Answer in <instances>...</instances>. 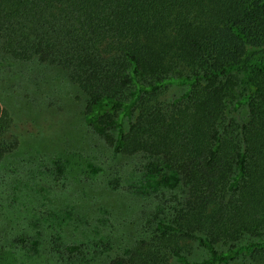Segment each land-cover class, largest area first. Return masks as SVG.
I'll list each match as a JSON object with an SVG mask.
<instances>
[{"label": "trees", "instance_id": "obj_1", "mask_svg": "<svg viewBox=\"0 0 264 264\" xmlns=\"http://www.w3.org/2000/svg\"><path fill=\"white\" fill-rule=\"evenodd\" d=\"M0 48L64 69L94 134L182 181L171 218L107 264H264V0H0ZM181 79L188 92L163 101ZM10 122L0 106V158ZM191 243L207 257L189 260Z\"/></svg>", "mask_w": 264, "mask_h": 264}, {"label": "rangeland", "instance_id": "obj_2", "mask_svg": "<svg viewBox=\"0 0 264 264\" xmlns=\"http://www.w3.org/2000/svg\"><path fill=\"white\" fill-rule=\"evenodd\" d=\"M190 86L181 79L161 99ZM85 99L61 67L0 48V106L11 119L7 137L17 140L0 158V264H107L149 239L184 198L171 167L115 153L94 134L82 116ZM235 101L227 116L242 123L247 110L241 96ZM117 123L126 130L128 115L121 111ZM71 245L78 248L69 252ZM191 245L189 260L207 257Z\"/></svg>", "mask_w": 264, "mask_h": 264}]
</instances>
